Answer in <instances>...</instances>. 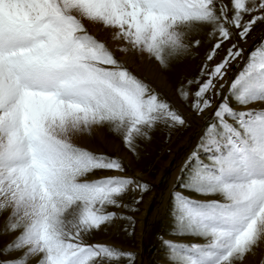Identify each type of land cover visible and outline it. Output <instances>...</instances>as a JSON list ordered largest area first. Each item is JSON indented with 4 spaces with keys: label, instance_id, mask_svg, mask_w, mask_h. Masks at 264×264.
<instances>
[{
    "label": "snow or ice",
    "instance_id": "obj_1",
    "mask_svg": "<svg viewBox=\"0 0 264 264\" xmlns=\"http://www.w3.org/2000/svg\"><path fill=\"white\" fill-rule=\"evenodd\" d=\"M89 24L111 30L119 51L147 53L165 69L188 51L193 30L208 29L215 43L199 76L182 82L177 95L184 103L192 97L197 116L211 110L212 122L181 171L188 176L183 187L221 199L176 194L180 232L206 243H166L180 264H244L264 243V48L251 53L228 88L224 81L243 57L240 41L264 25V0H0V215L9 213L0 235L18 233L0 254L21 252L0 264L136 259L85 237L117 222H127L131 235L130 213L149 186L120 175L81 179L125 169L119 158L76 147L73 138L108 126L139 157L138 140H151L159 125L178 129L186 118L130 73ZM225 43L226 54L210 64ZM200 152L209 154L207 163ZM130 192L138 195L127 203Z\"/></svg>",
    "mask_w": 264,
    "mask_h": 264
},
{
    "label": "rangeland",
    "instance_id": "obj_2",
    "mask_svg": "<svg viewBox=\"0 0 264 264\" xmlns=\"http://www.w3.org/2000/svg\"><path fill=\"white\" fill-rule=\"evenodd\" d=\"M263 28L264 25L255 26L253 31L247 37L246 41H240V46L244 49L243 55H245L247 48L251 46L257 38L262 36L260 42L255 45L253 49H251V52L248 54L240 69H238V67L242 63L243 57L238 58L236 61L231 63L224 81L225 88H228L235 77L243 70L251 53L264 48ZM195 40L200 41L199 46H192ZM185 42L190 45L188 51L177 58L171 59L167 69L163 68L167 70L172 76V82L173 85H175L174 87L176 90L175 93H177V88L182 82L188 79H194L199 76L200 69L206 61L207 54L215 43L214 40L209 38L207 28L202 30H193L186 38ZM228 47H230V45L225 43L222 46V50H218L219 54L214 58V61L209 63L214 64L215 62H219V60L226 54V49ZM145 54L147 55V53ZM150 60L155 64H159L152 57H150ZM125 67L135 77L148 84L152 89L159 93L162 98L167 99L173 105V107L180 112V114L185 116L186 124L182 127H179L178 129L172 130L166 128L163 125L157 126V128L150 133L151 140L137 141L139 144V157L135 156L131 151L125 148L121 135L111 131L108 126H103L106 128L107 132L115 137V139L119 141V144L127 150L130 157L133 158V165H131L128 160L120 153H115L114 151L108 149L105 145H102L101 151H99L88 146H84L81 143L77 144L72 141L76 147L82 148L95 155L119 158L122 161L125 169V171L122 173L95 171L94 173H90L81 179L91 181L104 176L120 175L133 178L136 181L146 183L149 186V190L143 193L142 201L137 206L138 210L134 213H130L133 216V220L135 222L134 225H129L130 230L132 231L131 235L123 230L124 225L127 222H117L110 227H102L100 230L92 232L90 235L85 237V240L88 244H105L114 246L122 251L132 252L136 257L134 264H180L179 257L175 256L171 252L166 242H171L177 245L191 246L203 245L206 243V241L204 238L199 239L202 237L195 238V235L187 232H180L177 220L175 218L177 214L174 211L175 195L182 194L185 197L197 201L221 199L215 195H199L183 187V184L186 182L188 176L187 172L181 171L185 165V162L189 159L191 153L196 151L197 145L201 143V137L203 136L206 128L212 122V112L211 110H208L197 116L190 106L192 102L191 96L188 103L181 101L178 95L177 100L175 101L172 95L169 93L167 94V92L165 93L162 88L157 86L156 83L152 82V79L150 80L148 77L140 74L139 72L131 70L130 66ZM195 90V85L189 89L190 93L194 92ZM224 94L227 95V93ZM233 104L236 106L234 100ZM199 129H202V133H200L198 136L197 132ZM87 134L89 136V133ZM192 139H194V143L190 150L185 154V157L182 159L181 155L185 151L188 142ZM199 155L203 162H208L209 154L207 152H200ZM181 160L182 162H180ZM135 166L140 167V170L145 172L147 176L145 174H137V170L134 168ZM173 170L176 171V174L170 186L169 180L173 175ZM167 190L169 192H167ZM166 192L168 194L165 196V201L163 205H160L163 194ZM135 195H138V193L130 192L125 197V202L131 203L132 198ZM110 210L119 211V209ZM156 212H158V214L153 217ZM8 215L9 213L7 212L0 215V218L3 217L0 225V232H3L5 228ZM16 235H18V233L0 235V252H2L5 245L10 243ZM140 235H143L141 251L143 252L145 259L144 263L143 261L139 260L138 256L141 254H138L137 251ZM20 255V251L12 252L10 255L0 254V260H10L15 257H19ZM28 264H36V258H31ZM119 264H127V261L121 260Z\"/></svg>",
    "mask_w": 264,
    "mask_h": 264
},
{
    "label": "bare ground",
    "instance_id": "obj_3",
    "mask_svg": "<svg viewBox=\"0 0 264 264\" xmlns=\"http://www.w3.org/2000/svg\"><path fill=\"white\" fill-rule=\"evenodd\" d=\"M88 28H89L90 33L93 36L97 37L98 39H100L101 41H103L107 44L108 48L113 52V54L116 56V58L118 60H120L125 66H127V67L130 66L131 70H133L135 72L136 71L139 72L140 74L148 77L150 80L152 79L153 80L152 82L156 83L157 86L162 88L165 91V93L166 92H167V94L169 93L170 95L173 96V99H175V101L177 100L178 96H177V93H175L176 92L175 87H174L175 85H173L172 76L167 70L161 68L159 64H155L153 61H151L150 57L147 56L145 53H140L138 51L137 52L136 51H134V52L130 51L128 53H125V52L119 51L118 50V42L113 41L110 38L111 37V30H104L102 28V26L93 25V24H89ZM261 37L257 38L254 41V43L247 48L246 54L249 52V50H251L255 45H257L260 42V40L262 39ZM252 106L256 107V108L261 107L260 104H255ZM183 112H185V111H183ZM200 133H202V129L198 130L197 135L199 136ZM193 140L194 139H192L188 142L185 151L181 155L182 159H183V157H185V154L190 150L191 146L193 145V143H194ZM73 142L77 143V144L81 143L84 146H88L92 149H96L99 151H101L102 145H105L108 149L114 151L115 153L116 152L120 153L122 156H124L131 165L134 164L133 158L130 157L127 150L124 147H122L119 144V141L117 139H115V137H113L111 134H109L107 132L106 128H104L103 126H95L92 129L89 136L87 133H84V134H81V135L74 137ZM204 154H206V153H204ZM180 162H182V160ZM178 165H179V163H178ZM134 168L137 170V174H139V175L145 174V172L140 170V167L135 166ZM174 170H175V168H174ZM172 173H173V175L171 174L172 176L169 180L170 186L172 184V181H173V178L176 174V171H174ZM168 190H169V188H168ZM168 190H167V192H169ZM167 192L165 194H163V197L160 201V205H163V203L165 201V196H167V194H168ZM199 197H203V196H199ZM216 197L220 198L219 196H216ZM157 214H158V212H156L153 217H155ZM2 220H3V217L0 218V225H1ZM194 237L199 238V236H194ZM199 239H203V238H199ZM142 240H143V235L142 236L140 235L139 240H138L139 244L137 247V251H138V254L139 253L141 254L140 256H138L139 260L143 261V263H144L145 259L143 256V252L141 251ZM244 264H264V243L257 246L253 253L248 254L246 256Z\"/></svg>",
    "mask_w": 264,
    "mask_h": 264
}]
</instances>
